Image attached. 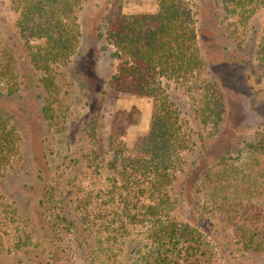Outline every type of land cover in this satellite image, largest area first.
<instances>
[{
    "label": "rangeland",
    "instance_id": "1",
    "mask_svg": "<svg viewBox=\"0 0 264 264\" xmlns=\"http://www.w3.org/2000/svg\"><path fill=\"white\" fill-rule=\"evenodd\" d=\"M110 1L82 3L77 12L81 33L77 49L66 64L45 73L27 62L19 13L10 0H0V68L8 60V69L17 76L13 85L7 84V77L0 78V122L13 145L0 156V264L51 261L56 236L48 214L67 218L57 222L73 264L91 261L81 253L75 229L83 236L93 234L90 239L101 264H140L144 247L149 246L143 209H137L139 220L128 222L125 216L133 211L107 207L118 199L111 190L117 179L111 167L114 153L132 148L148 131L152 109L150 98L117 95L106 85L115 62L110 50H103L96 26ZM118 1L124 14L157 10V0ZM186 2L195 16L202 77L219 85L224 113L216 130L211 124H200L206 116L194 114L202 106L198 92L186 94L171 83L170 93L179 97L176 103L182 111L187 147L167 188L172 207L161 215L199 230L214 249L218 264H264V242L249 244L213 208L218 192L213 186L221 167L233 171L255 159L251 139L264 127V67L257 53L264 37V8L238 20L222 0ZM47 77L54 79L51 89L42 86ZM48 102L54 112L46 117L41 108ZM84 149L95 150L97 159L83 158ZM142 181L138 178L134 183ZM50 187L57 204L49 213L40 203ZM231 187L220 196L230 194ZM70 220L76 228L68 225Z\"/></svg>",
    "mask_w": 264,
    "mask_h": 264
},
{
    "label": "trees",
    "instance_id": "2",
    "mask_svg": "<svg viewBox=\"0 0 264 264\" xmlns=\"http://www.w3.org/2000/svg\"><path fill=\"white\" fill-rule=\"evenodd\" d=\"M85 1L10 0L19 13V34L31 67L48 73L50 67L69 61L80 42L77 12ZM222 1L225 9L238 20L248 19L264 8V0ZM118 2H109L96 26L97 37L104 41L103 50L109 49L110 58L115 62L106 85L117 95L150 98L152 109L148 131L132 148L123 147L114 153L115 162L111 167L117 179L112 181L111 190L118 199H112L107 207L118 205L125 212L133 211L125 216L128 222L139 220L137 209H143L149 246L144 247L140 264H218L214 249L199 230L191 224H181L161 215L172 207L167 188L180 161L179 155L187 147L180 120L182 111L176 103L179 97L170 93L171 83L180 85L186 94L193 89L198 92L202 106L196 108L194 114L206 116L200 124H211L216 130L224 113L219 85L213 79L202 77L204 62L196 45L195 16L186 0H157L155 13L137 15L122 13ZM33 41L38 44H31ZM257 53L264 67V37ZM3 65L0 78L4 81L7 77V84L13 85L17 76L8 69L11 67L8 60ZM192 80L197 83L192 84ZM41 83L46 88L54 87L52 77L43 78ZM41 112L46 117L53 114L50 102L41 108ZM10 139V132L0 122V156L4 154V148L8 151L9 146L13 147ZM250 148L257 156L252 158L254 161L233 171L221 167L213 186L220 192L214 194L217 196L213 208L240 237L249 244L258 245L264 242V127L255 132ZM84 152L85 149L81 151ZM82 155L97 159L95 150ZM138 178L143 179L142 183H134ZM230 187V194L220 196ZM51 189L44 192L40 203L49 213L57 204ZM137 197H143L144 201ZM98 216H101L100 212ZM47 217L56 240L49 257L51 261L46 264H73L71 257H67L69 246L65 245L57 222V219L64 221L67 218L61 217L60 213ZM68 225L76 228L75 221L70 220ZM73 231L79 239L81 253L91 258L89 264H101L98 248L90 239L93 234L83 236L76 229ZM78 247L76 245V252H80Z\"/></svg>",
    "mask_w": 264,
    "mask_h": 264
}]
</instances>
